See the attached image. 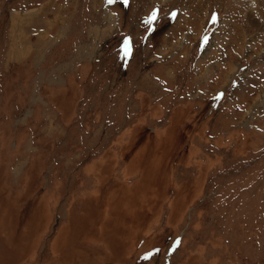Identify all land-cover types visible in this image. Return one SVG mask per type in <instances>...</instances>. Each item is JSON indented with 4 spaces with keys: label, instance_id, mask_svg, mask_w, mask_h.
Returning a JSON list of instances; mask_svg holds the SVG:
<instances>
[{
    "label": "rangeland",
    "instance_id": "obj_1",
    "mask_svg": "<svg viewBox=\"0 0 264 264\" xmlns=\"http://www.w3.org/2000/svg\"><path fill=\"white\" fill-rule=\"evenodd\" d=\"M0 264H264V0H0Z\"/></svg>",
    "mask_w": 264,
    "mask_h": 264
},
{
    "label": "bare ground",
    "instance_id": "obj_2",
    "mask_svg": "<svg viewBox=\"0 0 264 264\" xmlns=\"http://www.w3.org/2000/svg\"><path fill=\"white\" fill-rule=\"evenodd\" d=\"M246 2L250 3V0H246ZM251 15V14H250Z\"/></svg>",
    "mask_w": 264,
    "mask_h": 264
}]
</instances>
